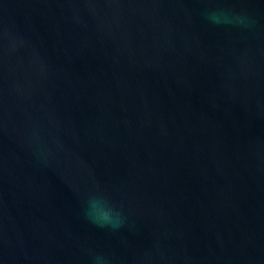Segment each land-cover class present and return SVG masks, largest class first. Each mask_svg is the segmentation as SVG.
<instances>
[{"label":"water","instance_id":"1","mask_svg":"<svg viewBox=\"0 0 264 264\" xmlns=\"http://www.w3.org/2000/svg\"><path fill=\"white\" fill-rule=\"evenodd\" d=\"M0 264H264V0H0Z\"/></svg>","mask_w":264,"mask_h":264},{"label":"clouds","instance_id":"2","mask_svg":"<svg viewBox=\"0 0 264 264\" xmlns=\"http://www.w3.org/2000/svg\"><path fill=\"white\" fill-rule=\"evenodd\" d=\"M90 203H91V206H92L93 209H95L98 206V204H99L98 201H92ZM110 214H111V211L110 210L106 211L104 213L105 219H108V217L110 216Z\"/></svg>","mask_w":264,"mask_h":264}]
</instances>
